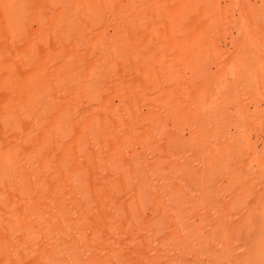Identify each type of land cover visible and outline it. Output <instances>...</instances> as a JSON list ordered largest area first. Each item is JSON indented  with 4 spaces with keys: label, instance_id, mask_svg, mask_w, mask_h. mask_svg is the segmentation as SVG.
I'll use <instances>...</instances> for the list:
<instances>
[{
    "label": "bare ground",
    "instance_id": "obj_1",
    "mask_svg": "<svg viewBox=\"0 0 264 264\" xmlns=\"http://www.w3.org/2000/svg\"><path fill=\"white\" fill-rule=\"evenodd\" d=\"M0 264H264V0H0Z\"/></svg>",
    "mask_w": 264,
    "mask_h": 264
}]
</instances>
